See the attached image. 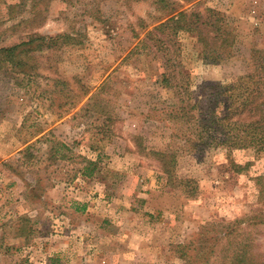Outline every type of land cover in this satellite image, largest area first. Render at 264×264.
<instances>
[{
    "label": "rangeland",
    "instance_id": "rangeland-1",
    "mask_svg": "<svg viewBox=\"0 0 264 264\" xmlns=\"http://www.w3.org/2000/svg\"><path fill=\"white\" fill-rule=\"evenodd\" d=\"M5 3H16L14 18ZM33 3L0 0L7 42L29 32L73 37L35 53L34 70L0 64V264H216L199 257L197 241L238 222L243 234L221 244L244 238L245 227L264 253V152L194 136L189 144L166 113L187 92L199 99L253 71L264 0L184 4L214 9L230 26L219 61L203 58L190 31L161 51L142 42L138 20L151 29L165 15L151 0H38L39 26L11 29L33 16Z\"/></svg>",
    "mask_w": 264,
    "mask_h": 264
},
{
    "label": "trees",
    "instance_id": "trees-1",
    "mask_svg": "<svg viewBox=\"0 0 264 264\" xmlns=\"http://www.w3.org/2000/svg\"><path fill=\"white\" fill-rule=\"evenodd\" d=\"M32 1H34V9H31L33 16L21 19L12 25L11 29L20 26L22 23H30V26H36L40 23V19L46 10L45 5L38 4V0ZM191 1L151 0V4L165 15L159 18L151 29H147L142 18L138 20L140 28L146 30L141 41L161 51L165 49L167 44L174 41L173 36L180 30L190 31L197 35L198 41L203 45V58L219 61L224 53L229 54L232 47L233 40L230 42L231 28L214 9L198 10L196 4L184 7V4ZM20 3L23 2L17 4ZM15 6L16 3H5L6 12L4 15L7 20L14 18L12 13ZM3 32L0 30V64L8 63L10 67L23 73L26 72L23 71L24 67L30 70L36 68L33 63H30L31 60L35 62V53L51 50L57 44L65 45L73 37L68 32L56 34L29 32L25 36H20L19 40L7 42L2 37ZM134 34L138 36L139 32L135 31ZM252 56L254 58L253 71L239 77L236 81L238 83L232 85L217 84L215 91L205 96L200 94L199 99H193L187 92L188 96L186 99H182L179 105L168 107L169 109L166 111L168 121L171 124L183 123L182 126L184 127L178 130L184 132V137L189 144L193 142L194 136L200 141L199 144H203L204 141L208 143L209 140H212V142L226 144L228 147L233 145L244 148L254 147L256 150L264 152V50H254ZM166 60L169 61V59ZM162 77L163 82H167L165 73H162ZM186 91L187 89H185ZM81 92L82 96H86L90 90L82 88ZM193 100L195 101L193 102ZM222 102L226 105V113L221 111L223 110L220 107ZM28 149L29 146L27 145L25 150ZM163 155L165 156V154ZM169 159L167 162L169 165H164L163 171L171 178L174 159ZM87 162L86 167H84V174L91 175L94 166L92 168L89 166L93 165V162ZM256 180L257 183L261 184L264 192V174L256 176ZM238 223L225 225L221 230L222 233H218L217 230L215 235L201 236L200 240L197 241L199 257L205 258L206 261L212 257L216 260V264H264V253L256 251L254 240L245 230V227L244 238L236 240L231 246L225 247L221 244L222 239L231 238L232 240L237 234H243L241 233L243 229L240 227V222ZM219 250H225L221 256L217 255Z\"/></svg>",
    "mask_w": 264,
    "mask_h": 264
}]
</instances>
